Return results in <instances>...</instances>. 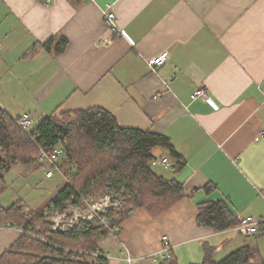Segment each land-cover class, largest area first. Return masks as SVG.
I'll list each match as a JSON object with an SVG mask.
<instances>
[{"label": "crops", "instance_id": "0c3cea01", "mask_svg": "<svg viewBox=\"0 0 264 264\" xmlns=\"http://www.w3.org/2000/svg\"><path fill=\"white\" fill-rule=\"evenodd\" d=\"M199 89L209 101L191 99ZM94 108L168 138L174 158L157 147L149 167L184 195L159 216L137 208L124 218L107 248L99 244L108 264H125V251L140 264H200L256 250L238 227L264 223V0H0V109L12 120L29 114L31 132L49 116ZM217 202L235 218L222 231L198 224L200 208ZM6 225L0 255L22 231ZM164 238L173 258L154 263Z\"/></svg>", "mask_w": 264, "mask_h": 264}, {"label": "trees", "instance_id": "16d2710c", "mask_svg": "<svg viewBox=\"0 0 264 264\" xmlns=\"http://www.w3.org/2000/svg\"><path fill=\"white\" fill-rule=\"evenodd\" d=\"M56 147L64 152L60 170L71 165L74 173L37 213L27 216L22 206L15 204L0 208V225L9 224L41 237L24 232L0 255V264H108L91 255L101 251L99 244L109 235L105 228L81 221L68 231H53L44 221V213H62L68 204L80 205L84 198L114 194L121 203L106 216L111 226H119L134 209L144 208L159 216L184 196L178 181L164 179L149 167L157 147L168 149L174 158L169 139L123 128L110 113L98 108L49 116L33 127L30 135L20 131L0 109V190L6 189L3 180L11 164H37L35 155L50 153ZM234 219L228 208L217 202L200 208L198 224L222 231L234 225ZM259 236L264 237L263 228ZM255 256L256 250L247 244L219 261L207 256L200 264H252Z\"/></svg>", "mask_w": 264, "mask_h": 264}, {"label": "built area", "instance_id": "2783aa9c", "mask_svg": "<svg viewBox=\"0 0 264 264\" xmlns=\"http://www.w3.org/2000/svg\"><path fill=\"white\" fill-rule=\"evenodd\" d=\"M115 16L112 12L105 13V22L108 26H114ZM168 57V53H162L156 58L150 59L147 61V65L150 71H155V69L162 66V64L166 61ZM198 98L203 99L204 101H209L206 98L205 92L203 90H197L191 96V99L194 101ZM13 122L18 127L20 131H22L26 135H30V129L32 127V120L29 114H25L20 119H13ZM64 152L61 147H56L52 152H41V161H44L50 165V170L47 171L46 177L51 178L54 174V171H59V162L63 158ZM162 166L165 169H170L171 171H175V167L172 166L167 160H163ZM67 181V179H66ZM118 205L116 202L112 200V196H103L97 202H92L90 198L82 199V203L80 205H71L68 204L64 212L59 213L55 212L50 214L49 220L53 222L52 228L58 229L60 231H68L75 227L81 221H88L92 223H97L101 227L105 228L109 235L114 236L117 234L118 227L111 226L109 220L104 213L107 209L112 208ZM106 215V214H105ZM264 229V223L256 221L252 218H245L241 221L238 229L246 238L256 239L259 236V232L261 229ZM36 238L41 239L39 236H34ZM93 257L103 258L110 261V256L108 253L102 251H96L91 254ZM152 262H168L173 258V246L170 242L164 238L162 241V247L152 254L150 257ZM124 260L127 264H140L144 258L135 259L130 256L128 251H125Z\"/></svg>", "mask_w": 264, "mask_h": 264}, {"label": "rangeland", "instance_id": "374dc122", "mask_svg": "<svg viewBox=\"0 0 264 264\" xmlns=\"http://www.w3.org/2000/svg\"><path fill=\"white\" fill-rule=\"evenodd\" d=\"M34 127V126H33ZM31 130V129H30ZM64 160L63 158L60 160L59 165L61 161ZM34 161L37 162V164H42L43 166H37V165H30L26 166L21 163H17L12 166L11 170L8 171L4 175V181L9 186L5 190H0V208L7 209L12 205H17L18 201H22V203L27 207V212H25V215L29 216L28 214L31 213V211H36L40 209L43 205L47 203V201L59 190L65 183L66 179L71 176V173H74V166L69 165L66 170L62 171L63 175L66 176V179L63 180L61 174L59 171H54V174L52 178H47L45 173L46 171L50 170V165L44 161H41V153L39 152L38 155L34 156ZM108 194H99L94 198H90L92 202H97L100 198L103 196H107ZM108 196H112V200L116 202L118 205H120L121 200L118 198H115L114 194H110ZM104 213L107 214L108 210ZM1 211V210H0ZM49 213H44V221L47 222L51 230L53 231H60L58 229H53L52 225L53 222L49 220ZM107 217V216H106ZM1 218V216H0ZM29 218V217H28ZM10 226L9 224L6 225V227ZM95 227H100L99 224L94 223ZM20 236L24 234V232H27L28 234L32 236H37V233H33L31 231H18ZM63 232V231H60ZM111 239H113V236H109ZM109 237H106L105 240H103L100 245L103 248H107V244L111 242V239ZM242 237H244L242 235ZM246 238V237H244ZM257 246L256 250L258 251V256L255 264H264V237L257 236L256 237ZM223 250H220L217 255H215V260H218L225 256L224 253H222ZM127 264V263H125Z\"/></svg>", "mask_w": 264, "mask_h": 264}, {"label": "water", "instance_id": "95a60500", "mask_svg": "<svg viewBox=\"0 0 264 264\" xmlns=\"http://www.w3.org/2000/svg\"><path fill=\"white\" fill-rule=\"evenodd\" d=\"M116 206H118V205H116Z\"/></svg>", "mask_w": 264, "mask_h": 264}]
</instances>
